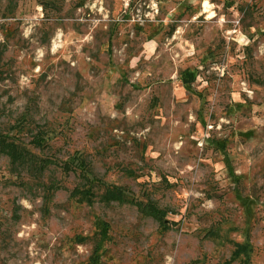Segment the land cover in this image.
<instances>
[{"label": "rangeland", "instance_id": "1", "mask_svg": "<svg viewBox=\"0 0 264 264\" xmlns=\"http://www.w3.org/2000/svg\"><path fill=\"white\" fill-rule=\"evenodd\" d=\"M0 133V264H264V0H0Z\"/></svg>", "mask_w": 264, "mask_h": 264}, {"label": "trees", "instance_id": "2", "mask_svg": "<svg viewBox=\"0 0 264 264\" xmlns=\"http://www.w3.org/2000/svg\"><path fill=\"white\" fill-rule=\"evenodd\" d=\"M0 153L6 154L11 157V159L16 162L20 163L22 165L28 166L32 170H39L43 171L46 169L50 164L54 163L52 159L49 158H36L33 156L27 149L20 146L19 144L15 143L14 141L10 140V138L6 135H3L0 133ZM69 167L68 165H65V168ZM68 170H72V168H67ZM52 188H55L54 186H51ZM75 192L82 193L84 190L75 189ZM108 200H118L120 201L122 196L120 193L107 189L105 195ZM139 208L142 210V212L150 217H153L160 223H164L165 220H163V216L161 215L159 209L156 207V205L152 202L147 204H142L140 202L137 203Z\"/></svg>", "mask_w": 264, "mask_h": 264}, {"label": "bare ground", "instance_id": "3", "mask_svg": "<svg viewBox=\"0 0 264 264\" xmlns=\"http://www.w3.org/2000/svg\"><path fill=\"white\" fill-rule=\"evenodd\" d=\"M204 6H205V9L207 11L210 10V8H211V5H210V3L208 1L205 2Z\"/></svg>", "mask_w": 264, "mask_h": 264}]
</instances>
